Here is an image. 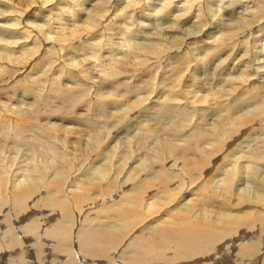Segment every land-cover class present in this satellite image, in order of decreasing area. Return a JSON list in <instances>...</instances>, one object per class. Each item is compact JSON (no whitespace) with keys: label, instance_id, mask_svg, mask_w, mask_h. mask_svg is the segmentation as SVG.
<instances>
[{"label":"bare ground","instance_id":"1","mask_svg":"<svg viewBox=\"0 0 264 264\" xmlns=\"http://www.w3.org/2000/svg\"><path fill=\"white\" fill-rule=\"evenodd\" d=\"M0 94V264H264V0H0Z\"/></svg>","mask_w":264,"mask_h":264},{"label":"rangeland","instance_id":"2","mask_svg":"<svg viewBox=\"0 0 264 264\" xmlns=\"http://www.w3.org/2000/svg\"><path fill=\"white\" fill-rule=\"evenodd\" d=\"M144 12L146 13L147 12V14H152L153 12L151 11V10H149V9H144ZM138 19V20H137ZM195 19V17H193L192 18V20H194ZM31 20H33V18L31 19ZM140 19L138 18V15H136L135 16V21H136V24H138V21H139ZM153 21V20H152ZM41 22V21H40ZM146 22H148V21H146ZM71 23V22H70ZM189 24V26H192V23H188ZM167 25V24H166ZM67 26V25H66ZM154 26V27H153ZM153 26H151V27H153L154 28V30H155V23L153 24ZM164 27V26H163ZM219 27H216V29H215V33H220V32H222L221 31V29L219 28ZM116 55L117 56H119V54H117L116 53ZM221 57H224V56H221ZM147 59V60H146ZM145 60H144V58H141V60L144 62L143 63V67H141V68H150V70L151 71H147L148 73H146V71H144V72H142V73H144V75L145 76H141L140 77V79L137 77V79L136 80H134L135 82L134 83H138V84H142L141 85V87L143 88V91L141 90V89H135V88H133V87H131L130 88V91H129V93H127L128 92V90L126 91V90H123V92L125 93V95H124V97L123 96H121L120 94H118V93H123L121 90H119V89H114L113 87L115 86V85H118V83H120V81H117V82H114L113 84H112V88L110 87V86H108V88H104L103 90L105 91V93H104V95L105 96H107L110 100L112 99V100H114L115 102H119L120 100H121V102L122 103H120L119 102V107L117 108V107H112L111 106V108L109 107L107 110H108V113H109V111L111 112V111H113L114 110V112H122V110H124L125 109V107H126V109H125V111L127 110V103H131L132 104V101H135L136 99H137V101L138 100H140L141 98H143L144 96H145V94L147 95V93H148V90L150 89L149 87L150 86H154L158 81H159V71H157V69H159V67H157L156 66V64H154V65H152V61H154L152 58H146ZM151 59H152V61H151ZM149 60L151 61V62H149ZM185 60H189V61H193L192 59H191V57H189V56H187L186 57V59ZM147 64V65H146ZM145 66V67H144ZM152 66V67H151ZM152 68H154V69H152ZM152 71H153V73H152ZM154 71H155V73H154ZM150 72V73H149ZM157 73V74H156ZM147 74V75H146ZM151 74V75H150ZM154 74H155V76H154ZM149 75H150V77H149ZM147 77V78H146ZM182 77V76H181ZM181 77L179 78V79H177V81L178 82H176V83H180V80H181ZM146 78V79H145ZM153 78V79H152ZM155 78V79H154ZM132 79V78H131ZM152 79V80H151ZM129 80V78L127 79H124L123 81L124 82H126V81H128ZM148 80V81H147ZM151 81H153L154 82V84H153V82L151 83ZM48 82V81H47ZM47 82H45V83H43V85L39 88V90H38V92L39 93H41V95H40V98H39V100H43V99H47V98H49V99H53L54 101H55V92L56 91H58V89L57 88H55L54 86L52 87L51 85L49 86V82L47 83ZM115 83H117V84H115ZM181 83H182V81H181ZM184 83V82H183ZM63 84L64 85H66V86H68V85H70L71 87L72 86H74V83L72 82V81H63ZM145 86V87H144ZM149 86V87H148ZM81 87L82 86H80L79 88L81 89ZM89 87V85L87 84V85H83V88L82 89H84V90H79V88L78 89H75V91H77V92H75V96H76V98L77 99H81L82 100V98H86V99H89V98H92L94 95H95V93H94V90H93V88H88ZM42 88V89H41ZM54 88V89H53ZM111 88V89H110ZM147 90V91H145V89ZM57 89V90H56ZM51 91V92H49V91ZM53 90H54V92H53ZM86 90H87V92H86ZM114 90H116V91H114ZM42 91V92H41ZM79 91V92H78ZM132 91V92H131ZM135 91H136V93H135ZM48 92V93H47ZM111 92L113 93V95L111 94ZM161 92H162V90H160L159 92H158V94L156 95V97H158L159 96V94H161ZM44 93V94H43ZM52 93L53 95H50V94ZM83 94V95H86V96H80L81 94ZM99 94H101V93H103V91H99L98 92ZM127 93V94H126ZM142 93V94H141ZM205 93V91H202V92H200L199 94H204ZM58 94V93H57ZM167 93H165L164 95H166ZM47 95V96H46ZM121 96V97H119V96ZM127 95H129V96H127ZM164 95L160 98V100L164 97ZM19 96H20V94H17V98L18 99H20L19 98ZM44 96H45V98H44ZM78 96V97H77ZM80 96V97H79ZM143 96V97H142ZM152 96H153V94H152ZM112 97V98H111ZM43 98V99H42ZM117 100H116V99ZM125 98H127V99H125ZM176 98H182V95H177L176 96ZM124 99V100H123ZM144 99V98H143ZM0 100L1 101H4V98H3V96H2V94H0ZM130 100H132V101H129ZM125 102H127V103H125ZM144 103H146V101L144 102ZM14 104H17V103H12L11 105H13V106H15ZM124 104V105H123ZM128 104V106H130ZM121 105H123V106H121ZM111 109V110H110ZM115 109H116V111H115ZM118 109V110H117ZM199 112L201 111V110H198ZM221 112H224V111H221ZM201 113V112H200ZM1 117V116H0ZM147 117V116H146ZM145 117V118H146ZM158 117V116H157ZM162 117V118H161ZM165 117V118H164ZM148 118V117H147ZM146 118V119H147ZM167 118V119H166ZM1 119V118H0ZM163 119V120H162ZM154 120H156V121H154ZM173 119L171 118V117H167V116H159L157 119H153L151 122L152 123H156V125L157 126H155L154 127V129H153V133L154 134H152L151 136H153V137H155L154 135H158V136H160V139H161V137H163V138H165L166 137V133H164V127L165 126H167V127H170V125H172L173 124V121H172ZM194 120V119H193ZM193 120H185L186 121V123H188V125L189 126H191V125H193L194 123V121ZM172 122V124L171 123H169V122ZM49 122H52V120H50ZM99 122V123H98ZM135 121H133V123H132V121H131V123L133 124L132 125V127H130V130L128 129V132H127V130L125 131V129L123 130V131H121L119 134H118V136H123L124 138H125V140H129V141H133L135 138H136V136L138 135V133L140 134V132H142V131H144V128H146L145 127V125H143V126H139L140 124H137V123H134ZM163 122V123H162ZM169 124H168V123ZM102 123V124H101ZM160 123V124H159ZM192 123V124H191ZM9 124V123H8ZM4 125V127H5V130L3 129V131H6L7 132V130H9V132L8 133H10V134H14V131H16V127L15 126H13V124L11 125V124H9V125ZM96 124V125H95ZM134 124H137V126L138 127H136L135 128V126H134ZM72 124H69V123H66V126H71ZM158 125H160L159 127H158ZM99 126V127H98ZM7 127V128H6ZM15 129H14V128ZM17 127H19L18 125H17ZM103 127V128H102ZM106 126H104V124H103V121L101 122V121H97V123H93L92 124V126H91V129L94 131V132H96V131H99V130H102V129H104ZM141 127V128H140ZM203 127H207V126H203ZM96 128V130H94ZM99 128H101V129H99ZM135 128V129H134ZM159 128V129H158ZM162 128V129H161ZM7 129V130H6ZM157 129V130H156ZM172 128L170 127V128H167V130L165 131V132H167V134H168V132H170V130H171ZM159 130H163V131H160L159 133L157 132V131H159ZM169 130V131H168ZM132 131H134V132H132ZM137 131V132H136ZM156 131V132H155ZM135 132L137 133V134H135ZM161 132H163V133H161ZM129 133V134H128ZM165 135V136H164ZM168 136V135H167ZM262 136H264V135H262ZM262 136H261V138H262ZM17 138H20V137H17ZM127 138V139H126ZM26 143H24V144H22V143H18L16 146H15V148L18 150V153H17V158H16V160L18 159H22V158H24L25 156V153L27 154L26 155V157H28V154L31 152V151H35L34 152V156L36 157V155L38 154L37 152H38V150H45V148L46 147H43V146H37V148L36 147H34V150H33V147H31V145L27 142V141H25ZM117 143H119V142H117L116 140H114L113 141V143H111V146H113V144H117ZM251 144H252V142H251ZM264 143H261V145L259 146L261 149H263L264 147V145H263ZM30 145V146H29ZM30 147V148H29ZM43 147V148H42ZM253 147H254V145H253ZM258 147V146H257ZM20 148V149H19ZM36 148V149H35ZM38 148H40V149H38ZM259 148V149H260ZM15 149V150H16ZM49 150V149H48ZM4 151V150H3ZM3 151L1 150L0 151V158H3V157H7L8 155H15L16 154V152L15 151H13L12 153H9L8 151H4V153H3ZM28 151H29V153H28ZM53 151V150H52ZM21 152V153H20ZM23 152V153H22ZM15 153V154H14ZM20 153V154H19ZM2 155V156H1ZM21 155H23V156H21ZM55 157V158H54ZM53 158H52V160L54 161V162H58V157L57 156H54ZM5 160H6V162H7V160H8V158H5ZM46 194V193H45ZM44 194V195H45ZM43 195V196H44ZM9 198V199H8ZM9 202H12V203H9ZM4 206L3 207H7V209H5L3 212H0V219L1 220H3L4 221V218H5V215H6V213L7 212H9L8 214H13V216L15 217V213H14V209H13V206H15L14 204H13V200H12V197H10L8 194H7V197H6V199H5V201H4ZM8 203V204H7ZM27 202H25L24 204H26ZM23 204V205H24ZM98 205V204H97ZM96 205V207H98ZM10 206V207H9ZM92 206V208H90V206L89 207H86L85 208V210H88V208L89 209H95V207L93 206V205H91ZM9 209H10V211H9ZM12 209H13V211H12ZM45 211V210H44ZM90 211H92V210H90ZM84 217V216H83ZM30 217H28V219L27 220H25V221H21V223L19 222V223H15V224H21V226H24V224H25V226L27 225V226H30V225H33V223L35 222L34 220H33V217H31L30 219H29ZM32 220V221H31ZM83 220H84V218H81V220H80V218L78 219V222H79V224H77L78 225V227H79V225H80V223H82L83 222ZM81 221V222H80ZM11 222H13V221H11ZM16 222H17V220H16ZM31 222V223H30ZM51 224V223H50ZM49 224V225H50ZM5 226H8V225H5ZM13 226H14V223H13ZM44 226H42L41 225V227H40V230H38L37 232V234H39L41 231H42V228H43ZM75 227V228H74ZM74 227H73V230L74 229H78V227H76V224L74 225ZM78 231V230H77ZM77 231L76 230H74V233H77ZM31 234V233H30ZM42 234V233H41ZM76 235V234H75ZM28 245H35V237L33 236V237H31V240L28 242Z\"/></svg>","mask_w":264,"mask_h":264}]
</instances>
